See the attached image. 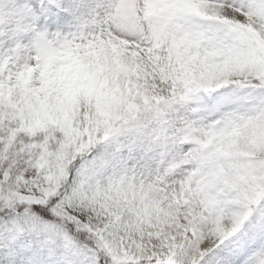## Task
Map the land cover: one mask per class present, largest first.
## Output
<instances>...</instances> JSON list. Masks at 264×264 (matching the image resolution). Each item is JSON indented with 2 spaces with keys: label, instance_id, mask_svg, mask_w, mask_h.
I'll return each instance as SVG.
<instances>
[{
  "label": "snow or ice",
  "instance_id": "snow-or-ice-1",
  "mask_svg": "<svg viewBox=\"0 0 264 264\" xmlns=\"http://www.w3.org/2000/svg\"><path fill=\"white\" fill-rule=\"evenodd\" d=\"M0 264H264V0H0Z\"/></svg>",
  "mask_w": 264,
  "mask_h": 264
}]
</instances>
